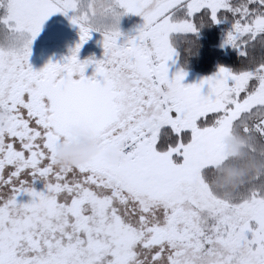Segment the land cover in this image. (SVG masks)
<instances>
[{"label":"snow or ice","instance_id":"1","mask_svg":"<svg viewBox=\"0 0 264 264\" xmlns=\"http://www.w3.org/2000/svg\"><path fill=\"white\" fill-rule=\"evenodd\" d=\"M99 3L113 22L104 29L81 0H0V264H264L262 175L230 195L209 183L238 122L264 137V60L222 65L194 84L170 70L173 35L198 33L206 14L219 24L231 13L225 44L247 56L264 34V0ZM69 10H78L70 19L80 42L65 63L35 70L33 41L49 16ZM128 13L143 23L121 42ZM93 32L103 58L81 61ZM76 127L91 129L100 150L60 167ZM117 145L121 159L108 160Z\"/></svg>","mask_w":264,"mask_h":264},{"label":"rangeland","instance_id":"2","mask_svg":"<svg viewBox=\"0 0 264 264\" xmlns=\"http://www.w3.org/2000/svg\"><path fill=\"white\" fill-rule=\"evenodd\" d=\"M83 3V0H81ZM78 10H69L65 15L63 12L52 14L45 20L39 35L32 43V52L40 49L53 47L57 49H65L71 51L76 44L80 42L79 26L71 22L70 17L77 14ZM4 14V9L0 8V15ZM143 23V18L122 15L120 17L119 27L125 34L121 37V42L128 35H134L135 30ZM232 27V24L230 25ZM4 26L0 24V31ZM231 29V28H230ZM190 34V33H188ZM188 34L173 35V41L178 46L183 42ZM226 36L223 43L225 44ZM263 38H258V42H262ZM251 41V40H249ZM255 45V44H253ZM252 45V46H253ZM228 46V44H225ZM251 46V45H250ZM31 52V53H32ZM80 55L97 54L103 56L104 49L102 45V35L99 32H93L91 38L83 44L79 51ZM179 53L176 62L170 65V70L175 72L180 70ZM186 73L183 83L194 84L199 83L203 78L208 76L199 75L193 72ZM207 93V88L202 89ZM252 144L246 137V134L240 130L239 122L237 126L226 133L222 140V159L217 163L213 170H216L215 177L211 175L209 183L212 187L218 189L223 195H230L238 187L257 175H262L257 183L264 184V156L260 151H252ZM212 173V174H213Z\"/></svg>","mask_w":264,"mask_h":264},{"label":"trees","instance_id":"3","mask_svg":"<svg viewBox=\"0 0 264 264\" xmlns=\"http://www.w3.org/2000/svg\"><path fill=\"white\" fill-rule=\"evenodd\" d=\"M227 15L229 19L216 24L206 14L203 26H200L199 16H197L199 32L188 34L185 40L176 46L179 53V64L183 71L211 76L222 65L238 71L242 68L252 67L253 65L249 61L253 57L264 60V34L249 41L245 46V50L248 52L247 56L241 55L240 49L231 45L225 46L223 40L232 24L231 13ZM258 38H263V41L258 42ZM246 137L252 145L255 143L258 148H261V153L264 156V137H260L259 134H256L255 139L248 134ZM215 173H217L216 170L212 174L213 178Z\"/></svg>","mask_w":264,"mask_h":264},{"label":"clouds","instance_id":"4","mask_svg":"<svg viewBox=\"0 0 264 264\" xmlns=\"http://www.w3.org/2000/svg\"><path fill=\"white\" fill-rule=\"evenodd\" d=\"M90 5L96 7V15L91 17L93 27L104 29L113 23L107 18V13L103 10L99 0H83L81 8L90 11ZM6 114L0 113V124L5 123ZM73 132L79 136L94 137V133L87 127H76ZM99 141L97 139H87L75 145H62L57 153V164L60 167H71L81 164L92 158L98 151ZM108 160L117 162L122 157V149L117 145L115 149L105 153Z\"/></svg>","mask_w":264,"mask_h":264},{"label":"flooded vegetation","instance_id":"5","mask_svg":"<svg viewBox=\"0 0 264 264\" xmlns=\"http://www.w3.org/2000/svg\"><path fill=\"white\" fill-rule=\"evenodd\" d=\"M126 15L131 16L132 18L140 16V15L134 14V13H128ZM70 55H71V51H67L65 49H57V48H53V47H47V49H40L38 51L32 52L30 57H29V61L35 70H39V69L43 68L49 61L65 63L66 58L69 57ZM89 57H95L96 59L103 58V56H101V55L99 56L97 54H85V55L79 54V59L81 61L88 59ZM93 71H94V65L90 64L86 68L85 74L91 75ZM73 135L76 137H79L80 139L77 142H65L64 145H75V144H79L82 141L87 140V139H96L94 137L79 136V135H76L74 132H73ZM99 148H100V143H99ZM115 148H116V146L113 149H115Z\"/></svg>","mask_w":264,"mask_h":264}]
</instances>
